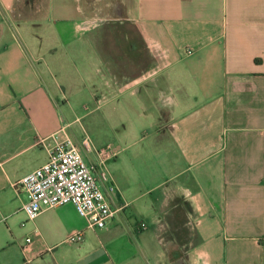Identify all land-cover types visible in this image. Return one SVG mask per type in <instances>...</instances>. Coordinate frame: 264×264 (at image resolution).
Returning <instances> with one entry per match:
<instances>
[{
	"label": "crops",
	"instance_id": "crops-1",
	"mask_svg": "<svg viewBox=\"0 0 264 264\" xmlns=\"http://www.w3.org/2000/svg\"><path fill=\"white\" fill-rule=\"evenodd\" d=\"M113 89L140 181L99 179L102 228L28 219L15 185L65 139L94 162L74 106ZM0 264H264V0H0Z\"/></svg>",
	"mask_w": 264,
	"mask_h": 264
},
{
	"label": "built area",
	"instance_id": "built-area-1",
	"mask_svg": "<svg viewBox=\"0 0 264 264\" xmlns=\"http://www.w3.org/2000/svg\"><path fill=\"white\" fill-rule=\"evenodd\" d=\"M81 145L87 153H94V162H87L76 144L65 139L49 150L45 163L23 176L15 185L27 193L22 208L28 219H34L45 207L67 203L73 204L78 214L87 219L89 228H102L113 217L116 210L106 199L99 179L107 178L100 167L115 154L108 147H92L87 138L82 139ZM82 237V231H77L67 239L79 242Z\"/></svg>",
	"mask_w": 264,
	"mask_h": 264
},
{
	"label": "rangeland",
	"instance_id": "rangeland-1",
	"mask_svg": "<svg viewBox=\"0 0 264 264\" xmlns=\"http://www.w3.org/2000/svg\"><path fill=\"white\" fill-rule=\"evenodd\" d=\"M98 94L102 97L100 92ZM118 97V90L113 89L111 93L106 94L104 100L102 99L97 103L88 101L74 106L78 116L76 122L78 138H87L94 148L108 147L115 154L113 158L100 167V170L105 171L107 179L114 177V182L117 185L119 179H125L127 182L140 181L139 173H136L135 176L128 173L126 176L124 175V172L127 171L125 170L126 164L142 160L149 162L154 153L150 145L151 140L141 141L132 136V133H127L125 136H122L125 133H120L121 125L124 123L120 118V102L123 101L122 98L119 99ZM128 108L134 107L128 106ZM132 141H135L132 145L134 149L143 148V153L136 158L135 156L131 158L125 154L127 151H122V146L124 147L126 142ZM88 155L93 157L92 153Z\"/></svg>",
	"mask_w": 264,
	"mask_h": 264
}]
</instances>
